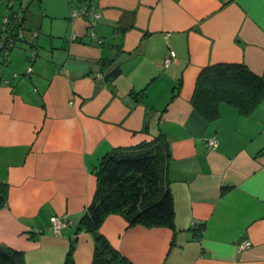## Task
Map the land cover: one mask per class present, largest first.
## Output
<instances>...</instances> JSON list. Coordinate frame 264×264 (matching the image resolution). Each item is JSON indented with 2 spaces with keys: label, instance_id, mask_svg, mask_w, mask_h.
Masks as SVG:
<instances>
[{
  "label": "crops",
  "instance_id": "obj_1",
  "mask_svg": "<svg viewBox=\"0 0 264 264\" xmlns=\"http://www.w3.org/2000/svg\"><path fill=\"white\" fill-rule=\"evenodd\" d=\"M84 3H13L25 42L0 69V244L21 251L25 264H63L73 245L74 264H91L94 235L75 230L96 189L93 166L161 134L174 228L109 214L100 233L133 264H264V100L248 115L221 104L211 122L190 103L207 65L242 63L264 74V0H94L92 24L70 18ZM6 13L0 0V25ZM52 215L72 223L55 234ZM246 239L251 245L238 251Z\"/></svg>",
  "mask_w": 264,
  "mask_h": 264
},
{
  "label": "trees",
  "instance_id": "obj_2",
  "mask_svg": "<svg viewBox=\"0 0 264 264\" xmlns=\"http://www.w3.org/2000/svg\"><path fill=\"white\" fill-rule=\"evenodd\" d=\"M6 1L7 13L4 16L16 14L20 21L16 24L10 21L5 26L7 35H0L4 43L0 52L1 66L7 64L9 52L19 44L18 42H25L21 10H13L15 0H12V3ZM90 3L93 6L94 0H85L82 7ZM81 8L72 7L70 18L73 9ZM9 39L12 41L9 42ZM36 55L35 48L28 50L27 59L30 64ZM26 70L23 76L31 73L30 71L27 74ZM13 78H19V75L14 73ZM179 88L180 81L172 97L178 94ZM140 92L142 94V91ZM262 100L264 74L257 75L242 63L218 62L200 70L190 103L202 118L211 122L219 118L221 104L231 105L240 114L248 115ZM169 158L168 142L160 134L152 142L130 149L114 148L98 159L92 168L97 178L96 189L79 222V226L94 235L95 247L91 264H133L99 231L109 214L123 216L129 225L174 228L173 198L165 184ZM6 193L7 185L0 181V207L6 203ZM201 224L202 222H197L194 226ZM72 251L73 245L69 248L63 264H74ZM0 264H25L23 253L0 244Z\"/></svg>",
  "mask_w": 264,
  "mask_h": 264
},
{
  "label": "built area",
  "instance_id": "obj_3",
  "mask_svg": "<svg viewBox=\"0 0 264 264\" xmlns=\"http://www.w3.org/2000/svg\"><path fill=\"white\" fill-rule=\"evenodd\" d=\"M9 3H12V0H9ZM85 16L90 24L93 23V21L95 20V18H97L99 16V13L97 10L94 9V7L92 6V3L90 4H86L84 5L81 9H73L72 12H71V17L74 18V17H77V16ZM19 16L16 15V14H13L12 16H4L2 18V24L0 25V35L1 34H5L7 35L6 31H5V26L8 25V23L10 21H14L13 24H16L18 21H20V18H18ZM34 34L36 32H33ZM21 35V33L19 34V36ZM74 33L72 34V37H74ZM93 37L95 38V35H93ZM12 41L11 39H9V42ZM4 45L3 43V39L0 38V52H2V46ZM4 52V50H3ZM5 53V52H4ZM175 56V52L173 50H170L168 55H166L163 60H162V64L167 67L169 64H170V61L171 59ZM31 71V67L29 66L26 70V73H30ZM99 76V75H98ZM216 138L214 135L212 136H209L207 139H206V144L208 147L210 148H214L216 146ZM49 221H50V230L55 233V234H59L61 229L69 224L72 223V221L66 219V218H59L57 215H52L50 218H49ZM251 245V242L246 239L244 241H242L240 244H238L237 246V250H241V249H244V248H247Z\"/></svg>",
  "mask_w": 264,
  "mask_h": 264
},
{
  "label": "rangeland",
  "instance_id": "obj_4",
  "mask_svg": "<svg viewBox=\"0 0 264 264\" xmlns=\"http://www.w3.org/2000/svg\"><path fill=\"white\" fill-rule=\"evenodd\" d=\"M65 1V0H64ZM15 2H16V7H18V4H19V1H17V0H15ZM18 9V8H17ZM17 9H15V10H17ZM15 49V50H14ZM14 49H12L10 52H9V55H8V58H7V60H8V62L10 63L11 61H12V59L14 58V56H16L17 55V53H19L18 51H19V49H18V46H16ZM14 50V52L11 54V52ZM24 52V51H23ZM21 53V52H20ZM11 54V55H10ZM22 54V53H21ZM20 55V54H19ZM22 55H25V54H22ZM21 55V56H22ZM20 56V59H22V57ZM1 57L2 56H0V69H2V68H4V69H6V70H8L7 69V67H8V62H7V64H4V65H2L1 66V61H2V59H1ZM22 61V60H21ZM27 65H28V63H27ZM27 68V67H26ZM26 68L23 70V72H25V70H26ZM22 70V69H21ZM23 72H16L17 73V75H19V78H13V76H12V80H13V83L15 84L16 82L18 83L20 80H22V79H24V78H27V77H29V75H25V76H23Z\"/></svg>",
  "mask_w": 264,
  "mask_h": 264
},
{
  "label": "water",
  "instance_id": "obj_5",
  "mask_svg": "<svg viewBox=\"0 0 264 264\" xmlns=\"http://www.w3.org/2000/svg\"><path fill=\"white\" fill-rule=\"evenodd\" d=\"M79 227H80L79 225L76 226V230H75V232L79 229Z\"/></svg>",
  "mask_w": 264,
  "mask_h": 264
}]
</instances>
